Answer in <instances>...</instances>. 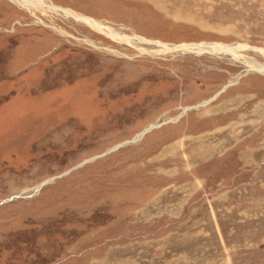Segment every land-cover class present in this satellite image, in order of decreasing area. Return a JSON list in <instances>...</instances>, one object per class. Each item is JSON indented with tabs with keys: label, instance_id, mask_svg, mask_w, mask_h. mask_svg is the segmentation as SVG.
<instances>
[{
	"label": "rangeland",
	"instance_id": "1",
	"mask_svg": "<svg viewBox=\"0 0 264 264\" xmlns=\"http://www.w3.org/2000/svg\"><path fill=\"white\" fill-rule=\"evenodd\" d=\"M45 2L0 0V264H264V73L155 43L264 50V0Z\"/></svg>",
	"mask_w": 264,
	"mask_h": 264
},
{
	"label": "bare ground",
	"instance_id": "2",
	"mask_svg": "<svg viewBox=\"0 0 264 264\" xmlns=\"http://www.w3.org/2000/svg\"><path fill=\"white\" fill-rule=\"evenodd\" d=\"M17 4H19L21 7L27 8V10L31 11L32 13L34 12L33 10L37 9V8H46L47 7V3L45 2V0H11ZM48 8V7H47ZM54 10V11H62L63 13H65V15L67 17H72L75 21L80 22L86 26H88L89 28L93 29L95 32L102 34L104 36H106L107 38H110L114 41H119L121 43H128V44H133L135 43V41L138 42H146L145 39L141 38V37H132V36H126V35H121L118 32H116L115 30H113L112 28L104 25L101 22H98L90 17H86V16H82V15H78L75 14L74 12H72L69 9H64V8H60L57 7L55 5H50V10ZM112 27V26H111ZM156 44H160L161 46L164 47L165 50H176L178 48H182L183 50H194L196 51V53H200V52H211L214 54H226L231 56L233 59L235 60H244V63L248 66V68L252 71H256L259 73H264V65L260 64L258 62H250L248 61L243 55L242 52L244 50H251V51H256V52H261L264 53L263 49H258V48H253L250 47L248 45H243V44H238V45H225V44H183L180 46H176L175 48H170L168 45L165 44H161L159 42H155ZM185 52V51H184ZM191 52V51H190Z\"/></svg>",
	"mask_w": 264,
	"mask_h": 264
}]
</instances>
